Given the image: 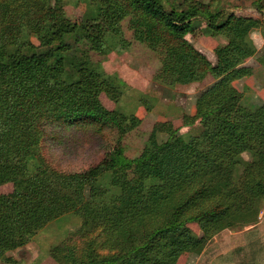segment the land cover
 <instances>
[{
  "label": "trees",
  "instance_id": "trees-1",
  "mask_svg": "<svg viewBox=\"0 0 264 264\" xmlns=\"http://www.w3.org/2000/svg\"><path fill=\"white\" fill-rule=\"evenodd\" d=\"M68 3L86 7L78 21L67 16ZM253 3L262 17L228 12L218 21L219 9L198 0L169 2L168 8L163 0H0V60L15 62L18 87L12 112L0 115V185L12 183L11 192L0 193V260L14 263L7 252L87 203V182L117 168L119 146L75 172L48 164L39 152L52 125L121 132L139 124L134 112L102 104L101 93L118 102L126 84L92 57L126 44L124 19L133 38L158 55L154 81L167 87L208 76L215 81L196 98L193 115L183 116L187 125L198 120V132L159 125L168 136L152 162L168 184L166 196L147 212L95 225L99 233L80 253L60 244L51 255L62 264H177L183 253H201L215 233L255 223L264 204V100L251 105L233 85L251 74L244 64L256 52L250 34L264 29V0ZM197 15L206 19L203 34L225 39L214 48L215 63L186 38L196 30ZM32 34L48 47L46 54L37 53ZM258 244L232 248L229 260L255 264Z\"/></svg>",
  "mask_w": 264,
  "mask_h": 264
},
{
  "label": "rangeland",
  "instance_id": "rangeland-1",
  "mask_svg": "<svg viewBox=\"0 0 264 264\" xmlns=\"http://www.w3.org/2000/svg\"><path fill=\"white\" fill-rule=\"evenodd\" d=\"M178 1L180 0H163L167 8L169 2L178 3ZM198 1L210 3L211 9H219L221 16L218 21L228 12L262 17L260 9L255 8L253 0ZM85 8L83 4L68 3L65 11L71 20L78 21ZM205 22L206 19L201 15L194 16L192 23L196 30L188 33L186 38L195 48L201 45L205 49L203 53L215 63L214 48L223 44L225 39L218 34L215 36L203 34ZM127 26V19H124L122 29L126 44L118 45L106 56L92 53V57L102 62L105 72L117 74L126 84L125 92L118 102H113L101 93L99 98L102 104L107 109L118 108L124 112H134L140 118L139 124L131 130L121 132L115 127L95 132L83 128L69 130L52 125L53 127H47L48 131L39 152L48 164L60 170L75 172L91 167L113 147L119 146L122 152L117 168L112 174L105 172L96 178H91L84 189L87 203L81 204L73 212L50 221L24 246L7 252V255L14 259V263L0 260V264H62L61 260L51 255L55 246L71 245L77 253H80L88 239L99 233L96 229L92 230L95 225L126 220L147 212L166 196L168 184L152 162V155L168 136L159 125L171 123L179 134L198 132V120L187 125L183 116L193 115L196 98L215 80L208 76L201 81L174 87H167L154 81L152 77L159 66L158 55L146 44L136 41ZM257 34L258 38H255ZM250 36L253 42L256 41V44L254 42L256 52L247 58L244 64L251 67V74L234 80L233 85L241 92L245 102L256 106L264 100V29L254 30ZM260 37L263 39L261 44ZM30 38L36 45L39 55L49 51L35 35L32 34ZM14 63L13 60H0L1 116H7L12 112L18 96L16 74L12 67ZM252 65H256L255 79H253ZM245 85L248 86L247 89ZM141 101L146 104H142ZM244 157L248 159L246 153ZM11 191L12 183L0 185V193ZM188 225L194 233L201 235L197 223L191 222ZM89 231L91 233L87 235ZM257 241L261 245H256L258 248L254 250V263L264 264V204L255 223L234 229H223L215 233L207 239L201 253H183L178 257L177 264H235L229 260L230 250ZM99 252L105 254L107 250L100 249Z\"/></svg>",
  "mask_w": 264,
  "mask_h": 264
},
{
  "label": "crops",
  "instance_id": "crops-1",
  "mask_svg": "<svg viewBox=\"0 0 264 264\" xmlns=\"http://www.w3.org/2000/svg\"><path fill=\"white\" fill-rule=\"evenodd\" d=\"M258 34L257 35H255V38H258ZM261 38V37H260ZM253 39V38H252ZM255 42V44H256V41H254ZM261 42H263V39L261 38V41H260V44H261ZM197 44V43H196ZM197 49L198 50H200V51H205V49L204 48H202V46L201 45H198L197 46ZM247 64H249V63H247ZM253 66V79H255L254 77V74L256 75L257 74V72H256V68L254 67V66H256V65H252ZM245 82H247V81H245ZM248 88V86L247 85H245V89H247ZM107 173H109V174H112V171H110V172H107ZM85 200H87V197H86V194H85Z\"/></svg>",
  "mask_w": 264,
  "mask_h": 264
}]
</instances>
